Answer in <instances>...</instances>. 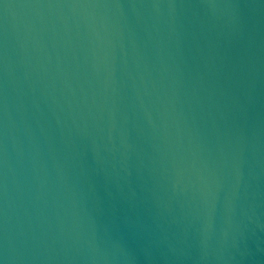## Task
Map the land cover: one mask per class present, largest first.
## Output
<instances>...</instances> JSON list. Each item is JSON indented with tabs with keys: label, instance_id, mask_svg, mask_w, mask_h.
<instances>
[{
	"label": "water",
	"instance_id": "1",
	"mask_svg": "<svg viewBox=\"0 0 264 264\" xmlns=\"http://www.w3.org/2000/svg\"><path fill=\"white\" fill-rule=\"evenodd\" d=\"M0 264H264V0H0Z\"/></svg>",
	"mask_w": 264,
	"mask_h": 264
}]
</instances>
